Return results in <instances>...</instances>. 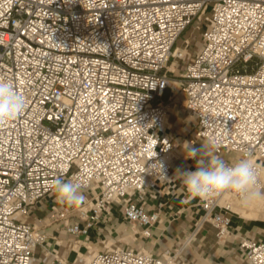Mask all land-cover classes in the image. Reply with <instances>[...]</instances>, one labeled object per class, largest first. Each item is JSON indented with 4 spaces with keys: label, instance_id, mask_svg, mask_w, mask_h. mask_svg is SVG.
<instances>
[{
    "label": "built area",
    "instance_id": "1",
    "mask_svg": "<svg viewBox=\"0 0 264 264\" xmlns=\"http://www.w3.org/2000/svg\"><path fill=\"white\" fill-rule=\"evenodd\" d=\"M203 25L199 45L191 35L175 47ZM0 80L25 98L23 112L0 121V264H39V247L51 264H68L29 221L49 199V226L64 220L75 244L114 208L132 239H150L160 213L146 210V197L176 187L175 137L164 131L173 107L196 127L189 142L235 154L229 163L250 158L264 191V0H0ZM58 177L82 184L83 204L57 201ZM227 196L242 199L190 196L219 239L232 234ZM192 238L161 256L107 246L83 264H188ZM240 247L248 264H264V241L243 237Z\"/></svg>",
    "mask_w": 264,
    "mask_h": 264
},
{
    "label": "crops",
    "instance_id": "2",
    "mask_svg": "<svg viewBox=\"0 0 264 264\" xmlns=\"http://www.w3.org/2000/svg\"><path fill=\"white\" fill-rule=\"evenodd\" d=\"M204 28L205 25L201 30L192 31L191 35H196L198 38ZM183 69V65L177 66L176 73L171 74V78L179 79V74ZM178 116V109H171L168 124L164 130L166 134L175 137L172 161L174 175L178 167L195 170V161L185 160L184 152L187 143L193 138L192 135H194L196 127L193 123L179 120ZM201 144L207 143L200 140L193 146L199 148ZM218 156L225 160L237 159L235 154L223 153ZM175 184L174 190L171 189V185H163L162 187L166 188L165 191L155 199L150 195L146 197V210L160 213V221L152 227L150 239H142L140 236L132 239L130 225L124 222L122 214L114 208L110 216L100 219L95 226L89 229L88 239L85 235H81L79 237L81 243L75 244V237L67 233L64 220L49 226L50 219L46 224L47 212L52 211L54 205L53 199L41 201L33 210L30 222L40 223L39 225L35 224L40 226L39 228L45 233L51 247L59 251V259L68 264H83L85 260L89 261L90 252L104 251L108 244L109 246H124L122 244L131 242L161 256L180 247L190 236H193L192 241L184 251V257L188 264H248L247 251L240 247V242L243 237L264 241V213L261 217L246 218L238 209L233 208L230 214L232 234L226 239H219L217 229L211 223H201L203 212L199 203L187 194L178 177ZM78 221L79 219L74 216L68 219L67 223L73 224ZM49 227L51 228L48 229ZM122 238H124L123 241ZM57 242L59 245H56ZM42 252L43 248L39 247L36 253L37 262L51 264L53 258H44Z\"/></svg>",
    "mask_w": 264,
    "mask_h": 264
},
{
    "label": "clouds",
    "instance_id": "3",
    "mask_svg": "<svg viewBox=\"0 0 264 264\" xmlns=\"http://www.w3.org/2000/svg\"><path fill=\"white\" fill-rule=\"evenodd\" d=\"M25 110V98L20 95L11 81L0 80V121H7ZM211 143L194 147L187 143L185 160L195 161V170L176 169L178 177L187 194L193 198H208L212 195L232 191L240 194L245 202L264 196L256 190L258 173L254 162L244 157L235 163H229L211 149ZM163 175V164L159 163ZM170 179V178H168ZM52 190L61 204L74 206L83 204L85 196L82 184L74 179L58 177L52 182Z\"/></svg>",
    "mask_w": 264,
    "mask_h": 264
},
{
    "label": "rangeland",
    "instance_id": "4",
    "mask_svg": "<svg viewBox=\"0 0 264 264\" xmlns=\"http://www.w3.org/2000/svg\"><path fill=\"white\" fill-rule=\"evenodd\" d=\"M194 32V31H198L197 29H195V28H192L191 29V27H188L183 33H182V35L180 36V38L178 39V41H177V43H176V45H175V47H177V46H181V43L183 42V40L185 39V38H187V37H189V36H191V32ZM192 38H194L195 39V44H196V46L197 45H199V43H200V41H201V39H199V38H196V35L195 36H191ZM257 62H258V59H254V60H252L249 64H248V66H249V71L251 72V71H253L256 67H257ZM242 63H239V64H237L236 65V68H241L242 67ZM169 90H167L166 91V94H165V96H164V98L162 99V100H164V101H167V99H168V96H169ZM161 99H156L153 103H154V105H156L158 102H160V101H162ZM172 109H178V111H179V116H178V118H179V120H183V121H185L186 123H193V121H191L190 119H189V117H188V115L182 110V108L181 107H177V108H175V107H173ZM177 118V119H178ZM192 136H194V135H192ZM211 151H212V149H211ZM263 193V192H262ZM238 199L237 198H235V197H232L231 198V201H233V203H234V207H236V208H240V207H243L244 205H246V203L247 202H245L244 200L243 201H241V202H238L237 201ZM236 202V203H235ZM52 213H53V211H51V210H49V212H47V215L46 216H48V220L46 221V224H47V222H49V220L51 219V216L50 215H52ZM262 213H264V207L259 211V212H257V213H253V214H251V215H249L248 217H261L262 216ZM69 219L71 218V216H69L68 217ZM29 221H31V217H29ZM51 221V220H50ZM35 223H37V222H35ZM34 223V224H35ZM54 223H56V222H54ZM53 223V224H54ZM38 225L40 224V223H37ZM37 225V226H38ZM38 227H40V226H38ZM51 227H49L48 229H50ZM140 238H142V237H140ZM122 239H124V238H122ZM143 239V238H142ZM132 246H137V244H135V243H133V242H131L130 243ZM122 245H125V244H122Z\"/></svg>",
    "mask_w": 264,
    "mask_h": 264
},
{
    "label": "bare ground",
    "instance_id": "5",
    "mask_svg": "<svg viewBox=\"0 0 264 264\" xmlns=\"http://www.w3.org/2000/svg\"><path fill=\"white\" fill-rule=\"evenodd\" d=\"M176 172V171H175ZM174 173V172H173ZM168 190V188H167ZM264 193V192H263ZM190 199V198H189ZM227 199H228V202L231 204V206L234 208V209H238L239 212L242 214L243 217H248L249 215L253 214V213H257L259 212L263 207H264V196H261L259 199H255V200H252L250 202H247L246 205H244L243 207H234V203L233 201H231V197L227 196ZM238 202H241L243 201V199H238L237 200ZM236 203V202H235ZM252 218V217H251ZM124 239H122L123 241ZM109 246V244H108ZM76 248V247H75ZM91 259V257H90ZM89 259V261H90ZM88 262V261H87Z\"/></svg>",
    "mask_w": 264,
    "mask_h": 264
}]
</instances>
